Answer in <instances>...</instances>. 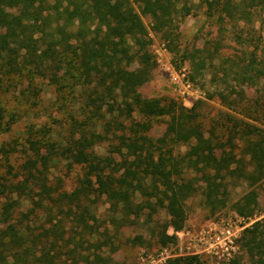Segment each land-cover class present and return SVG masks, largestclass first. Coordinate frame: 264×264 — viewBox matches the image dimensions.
Listing matches in <instances>:
<instances>
[{
	"label": "trees",
	"instance_id": "obj_1",
	"mask_svg": "<svg viewBox=\"0 0 264 264\" xmlns=\"http://www.w3.org/2000/svg\"><path fill=\"white\" fill-rule=\"evenodd\" d=\"M201 3L223 36L210 47L181 50L175 31L193 0H0V84L48 78L70 109L65 134L33 124L23 141L0 145V264H121L111 256L119 245L109 227L144 223L161 246L175 244L178 236L169 229L185 227L186 201L197 194L213 213L232 206L246 219L264 214L258 201L264 193V45L255 27L264 0ZM151 31L167 42L177 68L190 64L193 81L209 70L218 85L209 97L218 95L242 116L229 114L205 129L196 105L144 96L140 88L157 65ZM228 35L240 49L225 56ZM253 88L260 94L247 96ZM12 112L6 119L0 108V131L19 120ZM156 118L166 121L160 138L151 134ZM101 144L119 159L106 163L95 151ZM182 145L187 150L177 152ZM81 154L83 174L65 190L52 169L64 161L71 166ZM242 182L248 191L233 202L232 189ZM102 196L109 203L106 220L96 214ZM23 199L32 204L26 211ZM161 211L168 220L155 222ZM40 213L50 226L37 223ZM241 245L247 260L227 264H264L257 259L264 254V216L245 229ZM169 264L202 263L190 255Z\"/></svg>",
	"mask_w": 264,
	"mask_h": 264
},
{
	"label": "rangeland",
	"instance_id": "obj_2",
	"mask_svg": "<svg viewBox=\"0 0 264 264\" xmlns=\"http://www.w3.org/2000/svg\"><path fill=\"white\" fill-rule=\"evenodd\" d=\"M193 2L192 13L178 22V28L175 31L178 33L176 43L181 50H185L186 48L192 50L204 46L210 47L212 45V38L222 35L221 33L218 34L219 26L206 14V6L201 3V0H193ZM143 19L150 26L151 18L143 15ZM255 27L257 34H261L262 44L264 45V15L261 20L257 21ZM151 37L153 39L151 49L157 65L153 70L152 79L140 88L144 96L161 98L162 100L174 98L182 102L187 108L196 105L201 115L199 119L205 126V129H211L214 121L223 120L229 114L238 117L242 116L226 105L218 95H215L213 98L209 97L210 92L218 89V85H216V81L213 82V77L209 70H206L203 76H198L193 81L190 76V64L185 62L180 65V68H177L173 62L175 56L170 51L167 42L162 38L161 34L151 31ZM222 44L221 52L225 56L231 55L240 49L239 44L232 41L229 35L222 39ZM237 54H240V52H237ZM134 68L138 69L139 66L136 64ZM174 72L179 73L183 77L187 84H189V88L185 89L182 87V91L180 92L179 87L173 81ZM7 84L6 80H3L0 84V108L4 109L6 119L13 113L12 111H17V118L19 120L10 131H0V145L12 141H23L24 137H26L25 131L27 127L33 124L37 128L44 124L50 125L55 129V134L57 135L66 133L68 130L67 116L70 110L68 108L69 105L63 103V99L58 100L56 85L51 80L44 77H36L34 81L24 78L22 81H15L12 86ZM246 90L249 97L260 94L255 88ZM153 125L152 136L155 138L162 137L166 128L165 119H153ZM187 148V145L179 146L177 152L184 153ZM95 151L106 163H113L119 159L118 155L113 156L108 153L106 144L97 145ZM85 159V156L81 154L76 158L77 162L71 166L66 161L58 164L52 169L51 178L54 181L62 178L65 190L70 191L74 189L79 177L83 174V166L86 163ZM22 161L23 158H20L19 162ZM1 172L2 169H0V174ZM247 191L246 183H239L232 189V201H237ZM23 200L24 204L21 211H26L32 204L29 199ZM258 201L261 203L259 207L263 209L264 193L260 194ZM108 208L109 203L105 196L100 197L96 202L97 216L102 220L108 219ZM186 210L187 220L185 227L177 232L171 228L169 229L170 234L175 233L178 236L177 243L166 247L159 244L156 231H153L150 225L143 223L124 227L117 231L113 227H109L110 233L116 235L114 240L119 245L118 251L111 256L121 264H169L170 259L190 255H198L202 264H227L239 256H243V260H247L248 256L241 245L242 234L247 227L251 226L255 220L262 218L264 214L261 217L256 216L254 219H246L239 216L232 206L213 213L210 208H207L203 204L200 194L194 195L186 201ZM167 220L168 216L164 211L155 216V222L160 221L164 223ZM36 221L42 224L45 221V226H50L48 224L49 219L42 213L39 214ZM226 227L233 228L240 248L230 258L217 259L215 253L208 251L211 246L209 244L213 241L207 239L205 245H203L199 242V239L202 233L208 236L211 229L221 232ZM102 238V236H98V239ZM221 241L223 244V240ZM216 244L214 242L212 245ZM103 253L109 254L108 249L104 248ZM257 259L264 263V254L258 256Z\"/></svg>",
	"mask_w": 264,
	"mask_h": 264
},
{
	"label": "built area",
	"instance_id": "obj_3",
	"mask_svg": "<svg viewBox=\"0 0 264 264\" xmlns=\"http://www.w3.org/2000/svg\"><path fill=\"white\" fill-rule=\"evenodd\" d=\"M173 81L179 87L180 92L182 91L181 88L184 87L185 89L189 88V84L183 79V77L177 73H173ZM182 94V93H181ZM184 95V94H182ZM224 230L219 232L216 229H211L209 231V235L206 236L205 233H202V236L199 239L203 245L207 239L212 240L213 242L209 244L208 251L211 253H215V257L217 259H225L230 258L239 250L240 246L237 242V235L232 227L223 228ZM222 234V236H221ZM223 240V244L222 241ZM217 243L216 245H212ZM208 247V246H207Z\"/></svg>",
	"mask_w": 264,
	"mask_h": 264
}]
</instances>
